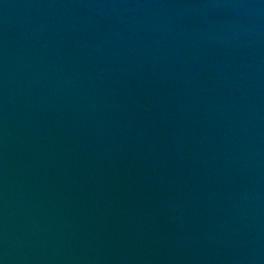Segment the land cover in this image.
<instances>
[{"label": "water", "instance_id": "water-1", "mask_svg": "<svg viewBox=\"0 0 264 264\" xmlns=\"http://www.w3.org/2000/svg\"><path fill=\"white\" fill-rule=\"evenodd\" d=\"M0 264H264V0H0Z\"/></svg>", "mask_w": 264, "mask_h": 264}]
</instances>
